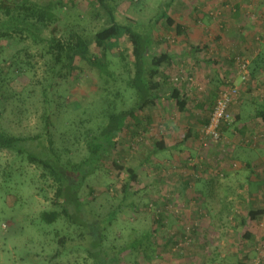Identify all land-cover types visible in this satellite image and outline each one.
I'll return each instance as SVG.
<instances>
[{
    "label": "rangeland",
    "instance_id": "obj_1",
    "mask_svg": "<svg viewBox=\"0 0 264 264\" xmlns=\"http://www.w3.org/2000/svg\"><path fill=\"white\" fill-rule=\"evenodd\" d=\"M34 1L55 10L58 19L50 29L56 27L59 37L73 31L92 39L107 24L94 0ZM162 1L113 0L122 17L144 24ZM169 14L185 29L179 35L164 21L154 29L155 50L173 56L158 78L157 93L181 85L187 108L160 101L129 118L105 166L87 179L81 195L105 214L122 199L126 168H136L132 188L137 207L118 214L106 242L120 247L155 230L156 252L148 258L128 250L122 255L125 264H264V213L248 216L251 208L264 209V124L257 118L264 103V0H174ZM14 35L0 39V74L8 84V98L0 107L4 126L33 135L45 132L49 120L54 143L65 158L79 162L88 153L86 133L98 129L105 111L129 108L135 100L124 67L130 42L123 37L109 51L113 75L107 80L81 60L75 69L59 70L48 92V119L43 89L51 77L50 56L43 43L20 32ZM193 45L199 51L191 52ZM91 48L99 51L93 42ZM237 57L248 62L247 71ZM229 84L239 88L231 105L234 120L222 128L219 141L204 146L203 123ZM244 122L251 124L243 132ZM255 134H263L261 140L244 143ZM165 138L183 143L153 153L154 143ZM42 172L26 158L0 152V264H93L73 241L57 254L58 236L66 228L76 230L64 220L54 225L40 220L43 210L53 208L55 193L53 180Z\"/></svg>",
    "mask_w": 264,
    "mask_h": 264
},
{
    "label": "trees",
    "instance_id": "obj_2",
    "mask_svg": "<svg viewBox=\"0 0 264 264\" xmlns=\"http://www.w3.org/2000/svg\"><path fill=\"white\" fill-rule=\"evenodd\" d=\"M99 9L107 17V24L95 32L92 39L84 34L70 32L69 36L59 37L56 27L50 25L57 21L56 12L50 5L40 4L34 0H0V39L13 38L14 32L27 34L37 44L43 43L51 59V77L48 86L43 89L46 117L52 111L48 92L54 81V75L64 68L75 69L76 61H84L88 66L99 70L102 77L112 76L108 53L120 44L125 37L131 44L130 55L124 59L125 70L128 73V86L134 91L135 100L129 108H108L98 129L88 130L85 142L88 153L79 162H72L65 158L60 148L54 143L50 135V121L47 120L46 130L33 135L18 134L6 128L0 118V152L8 151L17 157L26 158L30 163L42 168V177H50L54 182L53 208L40 213V220L46 225H54L60 220L74 227L76 233L66 228L63 235H59L57 242L62 251L73 246H81L93 264H125L122 255L128 250L142 251L146 257L156 252L152 242L155 230L146 231L141 238H136L120 247L108 245V229L113 225L119 213L128 206L137 207L132 182L137 181L138 174L135 167L126 168L129 178L123 185V196L118 204L105 214H99L93 204L82 197L81 191L87 179L101 170L104 160L115 149L118 134L124 129L129 118L135 119L138 112L155 106L160 101H174L180 110L184 111L187 104V94L183 86H172L165 93L159 95V76L163 67L173 61L168 52L155 50L154 29L160 21H164L176 30L177 34L184 33V25L176 22L169 14L174 0L161 2L157 13L148 24L141 23L130 17H122L113 0H94ZM51 33L46 34L45 30ZM95 43L99 51L93 52L91 44ZM191 52L199 51L197 46H191ZM123 57H125L122 54ZM8 84L5 85L0 74V107L4 105ZM182 90L185 92L183 93ZM257 118L264 124V103L257 111ZM210 121L207 118L205 125ZM49 123V124H48ZM204 125V126H205ZM224 127V126H223ZM92 131V132H91ZM165 140L156 141L153 153L167 150ZM152 154V153H151ZM114 165L122 167L114 162ZM264 213L263 208L248 211L250 218H257ZM149 242V247L144 246ZM76 243V244H75ZM150 249V250H149ZM127 264H140L129 262Z\"/></svg>",
    "mask_w": 264,
    "mask_h": 264
},
{
    "label": "built area",
    "instance_id": "obj_3",
    "mask_svg": "<svg viewBox=\"0 0 264 264\" xmlns=\"http://www.w3.org/2000/svg\"><path fill=\"white\" fill-rule=\"evenodd\" d=\"M241 68L247 71L248 62L241 57H237ZM239 93V88L233 84L224 86L216 98L215 105L210 116V121L203 128L202 143L208 146L211 141H219L222 138V128L226 124H230L234 120V115L231 112V105ZM263 134H255L252 138H246L245 142L254 143L261 140Z\"/></svg>",
    "mask_w": 264,
    "mask_h": 264
},
{
    "label": "crops",
    "instance_id": "obj_4",
    "mask_svg": "<svg viewBox=\"0 0 264 264\" xmlns=\"http://www.w3.org/2000/svg\"><path fill=\"white\" fill-rule=\"evenodd\" d=\"M182 92L185 93L183 90H182ZM186 108H187V107H186ZM206 120H207V119H206ZM255 120H256V119H255ZM205 122H206V121H205ZM205 122H204L203 124H205ZM250 124H251L250 122H248V123H245V122H244V123H240L241 131L244 132L246 129H248L247 125L249 126ZM165 142H166V145H167L168 148H170V147H172V148H178V147L181 145V143H183V142H177V143H174V144H172V143L170 144V143L167 142L166 138H165ZM261 146H262V145H261ZM263 148H264V146H263ZM263 148L261 147V148H260V151H262ZM259 157H260V156H259V154H258V156H256V157L254 158V160L257 161V160L259 159ZM252 162H253V160H252ZM252 162H249L248 165H251ZM253 167H254V166H253Z\"/></svg>",
    "mask_w": 264,
    "mask_h": 264
}]
</instances>
